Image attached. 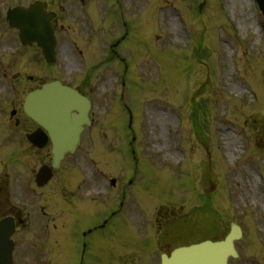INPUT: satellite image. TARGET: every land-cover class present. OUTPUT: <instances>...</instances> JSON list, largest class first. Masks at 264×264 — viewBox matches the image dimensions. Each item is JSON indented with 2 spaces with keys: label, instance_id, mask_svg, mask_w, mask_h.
<instances>
[{
  "label": "rangeland",
  "instance_id": "374dc122",
  "mask_svg": "<svg viewBox=\"0 0 264 264\" xmlns=\"http://www.w3.org/2000/svg\"><path fill=\"white\" fill-rule=\"evenodd\" d=\"M34 1L47 2L58 14L52 68L44 65L36 46L21 44L6 21L9 9ZM202 1L0 0V123L9 120L12 128L10 111L20 109L42 82L69 79L74 58L68 43L75 41L86 52L92 77L85 88L93 105L91 125L50 184L33 191L32 212L12 236L14 264H73L77 227L67 226L69 220L78 217L83 203L90 214H99L109 205L110 192L115 200L109 180L123 183L121 170L128 166L132 183L116 216L152 231V264L161 253L159 244L169 241L166 232L178 247L220 239L231 223L243 234L235 243L240 257L231 264H264V17L255 0H205L199 11ZM111 50L120 57L110 55L108 61ZM118 73L124 78L121 87L115 84ZM116 87L121 90L114 96ZM26 129L28 121L13 130L15 138L0 134V153L14 148L32 153L35 172L50 162V148H28L20 135ZM122 156L128 158L124 167ZM104 194L108 197H100ZM154 217L170 220L165 233L155 234ZM119 218L108 227L111 251L120 249L121 237L128 239L132 230L121 219L117 222L127 229L116 232ZM98 246L90 244L85 262L88 256L89 264L139 261L141 248L129 245L126 262L109 253L97 262Z\"/></svg>",
  "mask_w": 264,
  "mask_h": 264
},
{
  "label": "water",
  "instance_id": "95a60500",
  "mask_svg": "<svg viewBox=\"0 0 264 264\" xmlns=\"http://www.w3.org/2000/svg\"><path fill=\"white\" fill-rule=\"evenodd\" d=\"M264 11V0H258ZM46 4L36 2L29 9L14 8L8 13L10 27L19 31V38L25 45H36L41 48L45 58H54L55 39L50 21L53 14L47 13ZM88 104L73 91L59 83L42 86L28 95L24 102V112L40 127L45 129L52 142L55 164L65 154L73 153L78 146L79 135L87 119ZM36 132L30 137L36 143L41 137ZM44 141L38 143V147ZM13 233L11 220L0 223V264H12L13 243L9 240ZM240 237L238 228L232 226L230 234L222 242H204L190 247L174 250L169 258L164 257L162 264H227L229 256L235 257L233 241Z\"/></svg>",
  "mask_w": 264,
  "mask_h": 264
},
{
  "label": "flooded vegetation",
  "instance_id": "af4514ba",
  "mask_svg": "<svg viewBox=\"0 0 264 264\" xmlns=\"http://www.w3.org/2000/svg\"><path fill=\"white\" fill-rule=\"evenodd\" d=\"M56 23V22H55ZM78 54L82 55L83 52L78 49ZM82 79H80L74 87L78 88L80 92L85 93V88L87 86V82H85ZM73 81H76L73 79ZM21 112L17 110L16 112V117L13 122V127L10 128L12 132L16 131L20 125L22 126V123H26V121L29 122V129H26L24 131V134L21 132V136H25L33 131V124L31 121L21 118ZM11 127V126H10ZM14 130V131H13ZM32 153H20V151L12 150V152H7L4 151L3 153H0V220L6 217H13L15 220V223L17 222L18 219H24L27 218V215L30 214L32 204H31V196L33 192V183H34V164H33V158H32ZM125 190L123 189L122 195L124 197L125 195ZM19 204V205H17ZM123 208V203L121 204ZM121 208V209H122ZM117 214H114L113 217L114 219L119 218V216H116ZM99 216V215H98ZM98 216L94 217L93 219L97 218ZM123 219V220H121ZM119 218L115 221V231H121V230H126L127 228L123 224H119L117 221L121 220L123 221L126 226L130 227L132 230L129 233V238L125 239L124 237H121L120 241L118 244L121 245L120 249H117L115 251H111L112 248H110L111 242L109 241V237L112 235V231L109 230L108 227H110V222L112 220H107V219H99L95 220L94 223L90 224L92 225V229L88 230L86 232L82 231L81 232V238L82 240L80 241L78 236H77V231L80 229L78 227L80 224L84 223L87 220L81 219L80 216L78 217H73L72 223L70 224L71 228H75V233L73 237V243L74 245V253H73V258L72 262L73 264H84L86 260V253L90 251V244H93L94 242H98L99 246L97 248V262H101L106 255L105 254H110L112 256H115V260L118 262L121 260L122 262H126L128 260L129 256V249H134L133 245H137L136 248L139 246L141 248L140 251L137 252L139 261L137 263H130L127 264H147L144 261H141L142 258H146L150 263L152 264V258H153V253L155 249L151 250L152 248V231L148 232L145 234L144 230H141V227H138L136 223L132 224V227L127 224V221L124 218ZM140 223H142L141 220H139ZM169 224L165 223L163 220V224L160 227L168 229L167 226ZM16 223V229L19 227ZM64 226V225H63ZM86 226V225H84ZM82 226V227H84ZM166 230H160L157 232L164 231ZM18 231V229H17ZM114 232V233H116ZM113 233V234H114ZM163 233V234H164ZM156 234V233H155ZM165 235L168 237L169 241H164L163 243L159 244L161 253L159 254H169L171 247H175L173 245L175 244V240L171 238L170 234L168 232L165 233ZM162 236V235H161ZM67 237V236H66ZM131 237V238H130ZM162 238V237H160ZM164 238V237H163ZM64 240V239H63ZM132 242V243H130ZM64 247H68V241L64 240L63 242ZM105 250V251H103ZM134 251V250H133ZM67 253L63 254V258L67 259L68 261V256L66 255ZM89 256L87 257V261L85 264H89L90 262ZM112 264V261L109 263Z\"/></svg>",
  "mask_w": 264,
  "mask_h": 264
},
{
  "label": "bare ground",
  "instance_id": "6f19581e",
  "mask_svg": "<svg viewBox=\"0 0 264 264\" xmlns=\"http://www.w3.org/2000/svg\"><path fill=\"white\" fill-rule=\"evenodd\" d=\"M169 17H170V22H171V24H172L173 26L176 25V22H175L174 17H173L172 15H170ZM158 118H160L159 115H158ZM223 136H224V134H223Z\"/></svg>",
  "mask_w": 264,
  "mask_h": 264
}]
</instances>
